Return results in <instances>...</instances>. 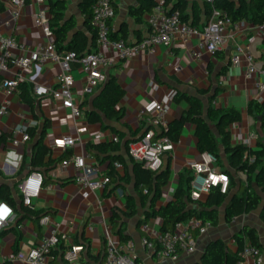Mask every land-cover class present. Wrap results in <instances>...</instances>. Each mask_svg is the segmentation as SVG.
<instances>
[{
  "label": "crops",
  "instance_id": "1",
  "mask_svg": "<svg viewBox=\"0 0 264 264\" xmlns=\"http://www.w3.org/2000/svg\"><path fill=\"white\" fill-rule=\"evenodd\" d=\"M80 2L81 0H68L65 16L74 20L75 30H82L90 36L91 32L85 25L84 16L80 10ZM187 2L188 10L192 9L193 3L199 8L204 5L203 0H187ZM116 4L115 16L111 20V32L126 31L127 38L123 39L128 42H135L146 36L149 31L146 21L147 14L143 16L145 21L138 23L129 12L132 6L139 5V0H117ZM37 10V4L26 2L19 8L18 16L15 18L8 0H0V31L3 34L14 33L27 46L35 47L46 42L47 38L43 35L41 28L34 23ZM206 19L207 17L201 12L199 22L195 25H203ZM226 34L228 40L220 50L224 54L222 61L217 60L215 55L199 49L198 37L193 36L185 43L176 40L169 46H157L152 52L143 50L107 67L105 73L115 75L125 92L120 101V105L124 107V114L120 119L111 121L110 124L121 130L125 139L138 136L143 125V117L139 113L142 107L150 100L162 101L171 90L179 89L200 97L205 107L208 104L215 107H236L241 112V119L230 125L231 142L246 143L248 140L246 145L255 148V132L258 127H253V118L247 113L246 107L252 99H264V92L259 90V84L264 80V76L260 73L246 76L245 54L250 52L255 61L264 64V33L259 26L240 21L237 27L228 26ZM238 47L241 49L240 62L233 64L231 55L237 52ZM97 48L96 43L93 50ZM103 50L107 55L111 54L108 49ZM191 51L199 52L201 55L196 57ZM209 64L212 65L210 73L207 69ZM222 67L225 68L224 72L219 74ZM58 71V65L47 60L41 65L27 69L24 73L26 78L24 81L31 84V87L34 82L56 86ZM71 73L75 79L74 98L80 105L86 96L82 94V73L75 62L71 64ZM217 85L221 86V89L209 103V97ZM2 104L7 105L8 112L0 116V134L7 135L6 141L0 144V172L11 186H14L16 181L20 182L28 172L37 170L31 165L32 143L13 145L8 140L14 127L34 125L37 130H40L44 122L48 121L43 141L50 147L51 157L58 158L64 152L69 151V155L58 161L53 168L38 169L44 174V181L39 195L33 199V207L36 211H48L46 213L50 215L48 227L56 228L62 237L59 244L52 249L51 259L57 264H100L104 259L107 235H113L118 239L110 228L109 219L112 209L124 208L125 195L134 194L133 185L129 182H122L118 186L112 184L107 191L104 189L90 191L85 197L83 189L73 181V169L70 166L62 167L61 161L73 153L86 152L89 155L87 161L97 163L99 174L105 175L107 162L97 159L86 145L88 142L98 141L94 140L96 133H104L105 136L113 133L109 128L103 129L99 124L88 122L83 115L74 117L68 108L63 107L60 101L52 96L38 97L34 109L31 110L29 105L20 99L18 91L5 93L0 90V105ZM167 104L168 122L179 117L187 108V103L184 101L177 103L170 100ZM194 129V124L187 122L183 126L179 140L172 142L171 149L164 156V163L167 162V156L170 158V176L161 189L157 206L164 205L172 199L179 172L190 169L189 164L199 159L200 152L196 147ZM253 133L255 134L252 135ZM62 135H71L76 138L74 146L65 149L54 148L53 139ZM120 153L124 155L128 170L131 171L127 150L122 148ZM239 177L243 179L245 176L239 172ZM0 179H3L2 176ZM4 208L6 206L0 202V211ZM142 212V208H138V215L141 217ZM251 213L235 217L227 223L224 214L220 212L218 224L197 236L195 251L191 254H182L177 260H158L153 256L152 250L141 241L143 232L137 225L138 215L126 220V232L130 235L137 262L140 264H196L200 261L208 242L214 239H222L227 247L236 251L234 234L240 233L244 226H254L263 237L264 223L259 216V222L251 220ZM22 215H24L23 212L20 214L13 212V218L7 225L0 228L1 261L9 259L11 264H24L12 260L15 254L14 247L16 246L19 251L36 245L48 231L47 226L40 224V220L38 221L40 231H38L33 216L25 215L19 220ZM147 223L151 231H159L162 220L155 217L149 219ZM218 225L220 228H217ZM4 228L16 229L19 235L17 244V235L12 230L3 231ZM72 246H83V248L78 252L76 259L68 260L65 254ZM261 248L264 251V243Z\"/></svg>",
  "mask_w": 264,
  "mask_h": 264
},
{
  "label": "trees",
  "instance_id": "2",
  "mask_svg": "<svg viewBox=\"0 0 264 264\" xmlns=\"http://www.w3.org/2000/svg\"><path fill=\"white\" fill-rule=\"evenodd\" d=\"M95 1L81 0L80 2V10L84 16L85 25L91 32L88 36L82 30H75L76 23L73 19L66 18L68 0H48L49 26L53 33V43L57 52L72 50L78 59L85 52L93 50L96 45V32L91 24V9ZM116 1L114 0L115 11ZM167 2L171 10H179L182 21L191 24L199 22L201 12L205 17H208L214 7L226 10L232 22L245 20L253 25L264 23V0L204 1L202 8L193 3L191 10H188L187 0H167ZM154 5V0H139V5L132 6L129 12L136 22L142 23L145 21L144 14L149 13ZM111 37L115 39L127 38V32L122 30L111 32ZM213 55L216 56L217 60L222 61L224 59V54L220 50L214 52ZM207 69L210 73L212 65L209 64ZM224 69L222 67L219 74H222ZM219 89L221 86L217 85L209 97V103ZM17 91L20 99L33 110L36 98L32 94L31 84L24 80L20 81L17 85ZM175 91L172 100L177 103L186 102L187 108L179 117L168 122L166 130L156 131L155 137L167 135L172 142H177L183 126L187 122L194 124L197 150L200 153L209 152L213 154L217 166L229 177V185L225 193L220 192L218 187L212 186L204 199L192 200L190 198L192 173L190 169H184L179 172L172 199L164 205L157 206L161 189L169 180L170 158L167 156V162L164 163L163 157V165L157 170H151L128 154L131 171L128 170L125 157L120 151L122 148L127 150L128 143L137 139L141 133L138 136L125 139L123 132L110 124L111 121L120 119L124 114V107L120 105V101L125 92L116 76L108 74L104 82L93 93L86 94V98L80 102L79 108L88 122L99 124L103 129L109 128L118 138L117 141L108 139L88 142L86 145L87 149L97 159L107 162L106 182L103 189L107 191L112 184L118 186L122 182H129L133 185L134 194H126L124 208H113L109 219L111 231L120 242L124 243L130 240V235L126 232V220L137 216L138 208H142L143 212L142 217L137 216V225L141 226V224L147 223L149 219L159 217L162 220L160 228L162 232L172 230L175 223L191 217L210 221L213 226L217 225L220 212L224 214L225 221L229 223L235 217L259 209V218L264 223V99H252L246 107L247 113L253 118V127H258L257 132H255L256 147L252 148L242 143L231 142L230 125L241 119V112L236 107H215L211 104L205 107L203 100L197 95L179 89ZM47 122H44L40 130H37L34 125L26 127L29 134L27 142L34 143L31 149V165L37 170L40 168L51 169L58 161L69 155V151H66L58 158L51 157V149L43 141ZM6 139L7 135L1 133L0 144ZM115 162L122 164V171L115 168ZM239 172L244 174L243 179L239 177ZM1 176L3 179H0V202L14 213L23 212L24 215L20 216L19 220L25 215L33 216L37 230L40 231L38 221L48 211H36L32 204H24L22 195L17 188L19 181L11 186L4 180L5 177L0 172ZM6 230H12L17 235V244L19 235L16 229H3V231ZM234 237L237 246L236 251L227 247L222 239H214L208 242L200 261L196 264H236L238 251L245 243L258 247L263 246L264 243V236L262 237L257 229L250 225L244 226L240 233L234 234ZM13 251L17 252L16 246ZM52 263L57 264L53 259ZM103 263L104 259L100 264ZM0 264H11V261L9 259L0 260Z\"/></svg>",
  "mask_w": 264,
  "mask_h": 264
},
{
  "label": "built area",
  "instance_id": "3",
  "mask_svg": "<svg viewBox=\"0 0 264 264\" xmlns=\"http://www.w3.org/2000/svg\"><path fill=\"white\" fill-rule=\"evenodd\" d=\"M155 5L147 13L146 21L149 31L146 36L135 42H128L123 38L111 37V20L115 16L114 0H96L91 9V24L96 32V50L85 52L76 58L74 51L67 50L57 52L53 43V33L49 26L50 12L48 0H8L11 12L15 18L19 8L26 2L38 5L34 23L41 28L47 41L35 47L27 46L14 34H3L0 31V90L5 93L17 91V85L25 80V71L33 66L41 65L49 60L58 65L56 86L42 85L34 82L32 94L37 99L40 96H52L60 101L63 107L68 108L74 117H81L82 111L76 103L73 93L75 79L71 73L73 62L79 65L82 73V94L93 93L106 79L105 69L116 62L132 57L143 50L154 51L157 46H169L173 41L185 43L193 36L198 37L197 46L208 53L221 50L228 40L226 29L228 26L237 27L240 22H232L224 9L212 8L205 23L201 26L191 24L180 19L177 9L171 10L167 0H154ZM211 2L213 0H203ZM245 20H242V22ZM264 33V23L257 25ZM103 49H108L107 55ZM241 49L231 55V62H240ZM199 57V52L191 51ZM247 67L245 74L251 76L260 73L264 76V65L254 60L253 55L245 54ZM259 90L264 92V80L259 84ZM175 90H171L164 100H150L139 111L143 117L141 135L128 143V154L144 167L157 170L163 165V157L172 147V141L167 135L155 137L156 131L167 129L168 101L172 100ZM261 100V99H259ZM8 104V103H7ZM7 105H0V116L7 113ZM253 133L252 135H254ZM256 135V134H255ZM29 139L26 127H14L8 140L13 145L25 143ZM117 141L114 134L105 136L104 133H96L94 140ZM76 138L71 135H62L52 141V146L58 149L74 146ZM62 142V143H60ZM248 143V140H246ZM246 143H242L246 145ZM89 155L84 152L73 153L61 161L62 167L70 166L73 169L74 183L83 189V195L87 197L90 191L103 189L106 177L99 174L97 163L87 161ZM117 170H122V164L115 162ZM192 178L190 181V198L201 199L212 186L218 187L225 193L229 185V177L216 164V158L209 152L199 153V159L190 164ZM44 174L39 170L28 172L18 183V189L22 195V201L26 205H33V199L37 197L43 186ZM5 205V204H4ZM6 206V205H5ZM9 210L5 218L0 221V228L7 225L13 218V212ZM50 215L45 214L40 219L42 226H47L48 231L40 238L36 245L29 246L25 250L17 251L13 259L24 264H53L50 253L61 241V235L56 228L48 227ZM211 227L210 221H202L191 217L175 223L170 231H151L148 223L140 226L143 236L142 243L152 250L153 256L158 260H177L182 254H191L196 249L197 236L204 234ZM234 241V239H233ZM82 246H72L65 256L68 260L76 259ZM104 264H140L137 262L134 245L129 240L120 242L113 235H107L104 247ZM236 264H264V251L261 247L245 243L238 251Z\"/></svg>",
  "mask_w": 264,
  "mask_h": 264
},
{
  "label": "rangeland",
  "instance_id": "4",
  "mask_svg": "<svg viewBox=\"0 0 264 264\" xmlns=\"http://www.w3.org/2000/svg\"><path fill=\"white\" fill-rule=\"evenodd\" d=\"M258 216H259V209L255 210V211H253V212L251 213V215H250V219H251V220H257V221H258ZM258 222H259V221H258ZM260 225H261V224H260ZM217 228H220V226L218 225ZM259 230H260V227H259ZM260 232H262V230H261ZM260 234H262V233H260Z\"/></svg>",
  "mask_w": 264,
  "mask_h": 264
},
{
  "label": "clouds",
  "instance_id": "5",
  "mask_svg": "<svg viewBox=\"0 0 264 264\" xmlns=\"http://www.w3.org/2000/svg\"><path fill=\"white\" fill-rule=\"evenodd\" d=\"M62 143V142H60ZM9 210L7 208H4L3 211H0V221H2L5 216L8 214Z\"/></svg>",
  "mask_w": 264,
  "mask_h": 264
},
{
  "label": "water",
  "instance_id": "6",
  "mask_svg": "<svg viewBox=\"0 0 264 264\" xmlns=\"http://www.w3.org/2000/svg\"><path fill=\"white\" fill-rule=\"evenodd\" d=\"M34 145V143H32V146Z\"/></svg>",
  "mask_w": 264,
  "mask_h": 264
}]
</instances>
